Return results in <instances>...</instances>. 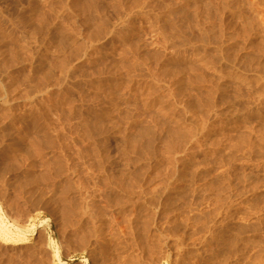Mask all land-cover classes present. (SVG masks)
I'll use <instances>...</instances> for the list:
<instances>
[{"label": "rangeland", "instance_id": "obj_1", "mask_svg": "<svg viewBox=\"0 0 264 264\" xmlns=\"http://www.w3.org/2000/svg\"><path fill=\"white\" fill-rule=\"evenodd\" d=\"M0 25V264H264V0H0Z\"/></svg>", "mask_w": 264, "mask_h": 264}, {"label": "bare ground", "instance_id": "obj_2", "mask_svg": "<svg viewBox=\"0 0 264 264\" xmlns=\"http://www.w3.org/2000/svg\"><path fill=\"white\" fill-rule=\"evenodd\" d=\"M93 1H94V0H92V2H93ZM97 1H98V0H97ZM104 6H105V5H104ZM91 7H92V6H91ZM97 7H98V6H97ZM102 7H103V6H102ZM194 7H195V6H194ZM93 8H94V7H93ZM94 9L96 10V11H94V12H96V13L98 14L97 11H98L99 8H96V7H95ZM94 9H93V10H94ZM103 9H105V7H104ZM99 10H101V9H99ZM104 11H105V10H104ZM172 11H173V10H172ZM174 11H175V10H174ZM198 12H199V11H198ZM102 13H103V12H102ZM174 13H175V12H173L172 14H174ZM97 14H96V16H97ZM180 14H181V13L178 12V14H176V15H177V16L179 15V17L181 18L182 15L180 16ZM104 16H105V15H104ZM95 18H97V17H95ZM175 18H176V17H175ZM96 20H97V19H96ZM101 20H103V17H101ZM183 21H184V20H183ZM162 22H163V21H162ZM172 22H173V21H172ZM103 23H105V22H104V21H103V22L101 21L100 24H103ZM100 24H99V25H100ZM169 24H170V23H169ZM0 26H1V25H0ZM170 26H171V25H170ZM170 26H169V27H170ZM170 28L173 29L172 27H170ZM175 28H176V27H175ZM175 28H174V29H175ZM36 30H37V29H36ZM97 31H98V30H97ZM56 34L58 35V34H60V33H59V32H54V31H53V32H52V38H53V37L55 38ZM172 34H173V33H172ZM181 34H182V33H181ZM206 34H207V33H206ZM63 35H64V34H63ZM65 35H66V34H65ZM58 36L60 37V41H64V39L67 38V37H65V36H61V35H58ZM182 38H183V37H182ZM207 38H208V36H207ZM203 39H204V38H203ZM208 40H209V39H208ZM60 41L58 42L59 44L62 43V42H60ZM201 41H202V40H201ZM197 42H198V41H197ZM205 42H206V39H205ZM26 78H28V77H26ZM29 79H30V78H29ZM33 81H34V79H33ZM33 81H32V83H33ZM27 82H28V80H27ZM34 82H35V81H34ZM29 83H30V81H29ZM38 83H39V84L41 83V84H40V87H41L42 82H38ZM35 84H36V85H35ZM33 85H34L33 87H35V86H37L38 84H37V83H33ZM40 87H38V88H40ZM36 89H37V88H36ZM188 107H189V106H188ZM41 114H42V113H41ZM97 114H98V112H97ZM97 114H95V115H97ZM26 117H27V116H26ZM95 117L97 118V117H100V116H95ZM96 118H95V119H96ZM20 119H22V120L24 119V120H25L26 118L24 117V118H20ZM34 119H35V118H34ZM97 119H99V118H97ZM26 120H27V119H26ZM30 120H31V118H30ZM22 122H23V121H22ZM24 122H25V121H24ZM27 122H28L29 124L31 123V122H29V121H27ZM99 122H101V120H100ZM25 123H26V122H25ZM83 125H85V123H83ZM92 125H95V124L93 123ZM34 126H36V125H34ZM38 126H39V125H38ZM86 126H87V125H85V127H84L83 129H85ZM100 126H101V125H100ZM36 127H37V126H36ZM39 127H40V126H39ZM87 127H88V126H87ZM91 127H92V126L89 127V130H90V133H89V134H90V135H93L92 138H94V134H92V131H93V133H95L96 131L94 132V130L90 129ZM93 127H94V126H93ZM29 129H30V128H29ZM94 129H95V127H94ZM102 129H103V128H102ZM102 129H101V130H102ZM31 130H32V129H31ZM39 130L42 131V129H39ZM39 130H38V132H39ZM89 130H88V132H89ZM91 130H92V131H91ZM97 131L100 132V130H97ZM142 131H144V130H142ZM33 132L35 133L36 131L33 130ZM82 132H83V131H82ZM84 132H85V131H84ZM98 132H97V133H98ZM144 132H145V134H146V131H144ZM46 133L48 134V132H46ZM85 133H86V132H85ZM85 133H84V134H85ZM86 134H87V133H86ZM42 135H43V132H42ZM49 135H50V133H49ZM33 136H34V134H33ZM33 136H32V137H33ZM50 136H51V135H50ZM34 137H35V136H34ZM40 137H41V136H40ZM43 137H44V136H43ZM145 137H146V135H145ZM41 138H42V137H41ZM44 138L46 139V137H44ZM92 138L90 137L91 140H92ZM34 139H37V138H34ZM42 139H43V138H42ZM83 139H84V137H83ZM86 139H88V138L86 137ZM84 140H85V139H84ZM135 140H138V139L135 138L134 141H135ZM33 141H34V140H33ZM86 141H87V140H86ZM92 141H93V140H92ZM45 142H46V141H45ZM45 142H44V143H45ZM47 142H48V141H47ZM47 142L45 143V145H46V144L48 145ZM87 142H88V141H87ZM89 142H90V141H89ZM146 142H147V141H146ZM39 143H41V141H40ZM39 143H37V145H38ZM49 143H50V144L53 143V140L50 141ZM132 143H133V140H132ZM141 143H142V142H141ZM143 143H145V142H143ZM35 144H36V142H35ZM136 144H137V143H136ZM147 144H148V142H147ZM147 144L145 143L146 146H147ZM39 145H40V144H39ZM41 145L44 146L43 143H41ZM47 145H46V146H47ZM51 145H52V144H51ZM49 146H50V145H49ZM55 146H56V145H55ZM143 146H144V145H143ZM143 146H142V147H143ZM146 146H145V147H146ZM147 147H148V146H147ZM131 149H132V148H131ZM21 152H22V151H21ZM2 165H3V164H2ZM2 165H1V166H2ZM2 167H3V168H6L5 165L2 166ZM0 168H1V167H0ZM13 169H14V168H13ZM6 170H7V169H6ZM0 171H1V170H0ZM15 174H16V173H15ZM17 174H18V176L20 175L19 173H17ZM21 175H22V176H25V175H23V174H21ZM22 176H21V177H22ZM19 177H20V176H19ZM21 177H20V179H21ZM14 178H15V177H14ZM16 178H17V176H16ZM23 178H24V177H23ZM18 179H19V178H18ZM27 179H28V178H27ZM29 183H31L30 180H29ZM34 183H35V182H34ZM27 186H30V185L27 184ZM22 187H24V184L21 186V188H22ZM57 187H58V186H57ZM24 188H25V187H24ZM24 188H22V189L24 190ZM32 188H34V187L32 186ZM35 188H36V187H35ZM35 188H34V191H35ZM58 188H59V187H58ZM27 189H29V188H27ZM31 190L33 191V189H31ZM66 191H67V190H66ZM35 192H36V191H35ZM40 192H41V191H40ZM35 195H36V193H35ZM40 195L42 196V194H40ZM37 196H38V195H37ZM116 197H117V196H116ZM39 198H40V196H39ZM39 198H38V199H39ZM120 198H121V197H120ZM36 199H37V197H36ZM65 199H66V198H65ZM115 199H116V198H115ZM117 200H118V199H117ZM120 200H121V199H120ZM120 200H119V201H120ZM120 202H121V201H120ZM120 202L117 201L116 203L118 204V203H120ZM122 202H123V201H122ZM150 202H151V201H150ZM65 203H66V202H65ZM116 203H115V204H116ZM117 204H116V206H117ZM122 204H123V203H122ZM118 205H119V204H118ZM123 205H125V204H123ZM148 205H149V204H148ZM145 206H146V205H145ZM151 206H152V205H151ZM151 206H150V207H151ZM117 207H118V206H117ZM152 207H153V206H152ZM152 207H151V208H152ZM148 208H149V207H148ZM139 209H140V208H138V210H139ZM144 209L147 211V207H146V208L144 207ZM146 211H144V212H146ZM150 211H151V210H150ZM141 212H142V211H141ZM144 212H143V213H144ZM138 213H139V211H138ZM147 213H148V212H147ZM139 214H140V213H139ZM139 214H137V215H139ZM149 214H150V213H149ZM149 214H148V216L150 217L151 215H149ZM99 216H100V215H99ZM99 216H98V218H99ZM100 217H102V216H100ZM145 217H146V216H145ZM137 218H138V216H137ZM140 218H141V217H140ZM146 218H147V217H146ZM150 218H151V217H150ZM150 218H148V219L150 220ZM148 219H146V220H148ZM146 220H144V221H146ZM153 220H154V219H152L151 221H153ZM138 221H139V220H138ZM140 221H141V219H140ZM112 222H113V221H112ZM146 222H147V221H146ZM153 222H154V221H153ZM99 223H100V222H99ZM99 223H98V224H99ZM137 223H138V225H139L140 222H137ZM100 224L102 225V223H100ZM103 224H104V223H103ZM115 224H116V223H115ZM115 224L113 223V225H115ZM113 225H112V226H113ZM140 225H141V224H140ZM140 225H139V226H140ZM148 225H149V224H148ZM148 225L145 223V224H142V227L144 226V227L146 228V226H147V227H148L147 229H149V228L152 226V225H150V227H149ZM98 226H99V225H98ZM134 226H135V225H134ZM134 226H133V227H134ZM136 226H137V224H136ZM176 226H177V225H176ZM109 227H111V226H109ZM133 227H132V228H133ZM140 227H141V226H140ZM140 227H139V228H140ZM144 227H143V228H144ZM93 228H94V227H93ZM95 228H96V226H95ZM132 228H131V229H132ZM134 228H135V227H134ZM137 228H138V226H137ZM137 228H135L134 231H136ZM143 228H142V229H143ZM174 228H175V227H174ZM2 229H4V228H2ZM86 229H87V228H86ZM97 229H98V228H97ZM97 229H95V230L97 231ZM156 229H157V228H156ZM175 229H178V228H175ZM81 230H82V229H81ZM81 230H79V231H81ZM95 230H94V231H95ZM100 230H101V229H100ZM137 230H138V229H137ZM158 230H159V229H158ZM158 230H157V231H158ZM171 230H172V229H171ZM88 231H89V233H90V231H92V229L89 230V228H88ZM88 231H87V233H88ZM96 231H95V232H96ZM139 231H141V230L139 229ZM139 231H138V232H139ZM143 231H144V233L146 232L145 230H143ZM150 231H151V230H150ZM175 231H176V230H175ZM148 232H149V231H148ZM160 232H161V230H160ZM176 232H177V231H176ZM176 232H175V233H176ZM80 233H81V232H80ZM80 233H79V234H80ZM92 233H94V232H91V234H92ZM101 233H102V232H101ZM140 233H141V232H140ZM173 233H174V232H173ZM173 233H172V234H173ZM175 233H174V234H175ZM79 234H77V235H79ZM82 234H84V233H82ZM82 234H81V235H82ZM96 234H97V233H96ZM96 234H95V235H96ZM136 234H137V232H136ZM146 234H148V233L146 232ZM150 234H152V233L150 232L149 235H150ZM174 234H173V235H174ZM176 234H177V233H176ZM93 235H94V234H93ZM95 235H94V236H95ZM98 235H99V230H98ZM131 235H132V234H131ZM140 235H141V234H140ZM142 235L144 236L143 233H142ZM154 235H156V234H154ZM157 235H158V234H157ZM157 235H156V236H157ZM173 235H172V236H173ZM83 236H84V235H83ZM86 236H87V235H86ZM91 236H92V235H91ZM91 236H89V237H91ZM94 236H93V237H94ZM100 236H102V234H100ZM129 236H130V235H129ZM133 236H134V235H133ZM158 236H159V235H158ZM158 236H157V237H158ZM186 236H187V235H186ZM217 236H218V235H217ZM95 237H97V235H96ZM98 237H99V236H98ZM104 237H105V236H104ZM104 237H100V238H103V239H104ZM122 237H123V236H122ZM135 237H137V235L134 236V238H135ZM141 237H142V236H141ZM144 237H146V235H145ZM144 237H142V238H144ZM147 237H148V236H147ZM147 237H146V238H147ZM153 237H154V236H153ZM159 237H160V236H159ZM188 237H189V236H188ZM109 238H110V237H109ZM111 238H113V236H112ZM150 238H151V237H150ZM150 238H149V239H150ZM96 239H97V238H96ZM98 239H99V238H98ZM103 239H101V240H103ZM107 239H108V238H107ZM128 239H129V238H128ZM136 239H139V238H136ZM151 239H152V238H151ZM153 239H154V238H153ZM147 240H148V239H147ZM134 241H135V240H134ZM144 241H145V240H144ZM148 241H150V240H148ZM96 242H97V240L95 241V244H96ZM137 242L139 243V241H137ZM150 242H152V241H150ZM99 243H101V242H99ZM99 243L97 242V244H99ZM142 243H143V242H142ZM140 244H141V243H140ZM146 244L148 245L149 242L146 243ZM146 244L144 243L143 245L146 246ZM99 245H100V244H99ZM119 245H120V243H119ZM96 246H97V245H96ZM140 246H142V245H140ZM146 247H147V246H146ZM149 247H150V246H149ZM149 247L146 248V249H149V250H150ZM143 248H144V247H143ZM94 250H95V249H94ZM102 250H103V249H102ZM93 252H94V251H93ZM99 252H100V251H99ZM102 252H104V250H103ZM148 252H149V251H148ZM107 253H108V252H107ZM107 253H106V254H107ZM154 253H156V252H154ZM119 254H120V253H119ZM147 254H148V253H147ZM98 255H99V253H98ZM101 255H102V253H101ZM103 256H105V252H104V255H103ZM117 256H118V255H117ZM187 257H188V256H187ZM96 260H97V259H96ZM98 261H100V260H98ZM129 261H130V260H129ZM208 261H209V260H208ZM206 263H207V262H206ZM210 263H211V262H210ZM189 264H190V263H189Z\"/></svg>", "mask_w": 264, "mask_h": 264}]
</instances>
